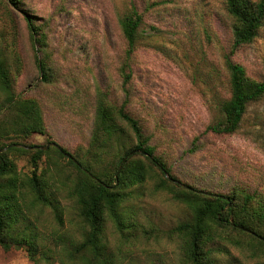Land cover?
Wrapping results in <instances>:
<instances>
[{
	"label": "rangeland",
	"instance_id": "374dc122",
	"mask_svg": "<svg viewBox=\"0 0 264 264\" xmlns=\"http://www.w3.org/2000/svg\"><path fill=\"white\" fill-rule=\"evenodd\" d=\"M19 1L16 6L0 0V46L12 90L34 98L41 108L46 132L30 134V145L54 141L70 151L86 149L101 93L114 104L127 99L126 108L140 120L156 153L182 181L223 193L237 185L264 193V98L248 107L236 132L207 128L218 114L219 101L228 96L224 58L231 47V18L222 0ZM132 3L143 20L128 54L119 20ZM24 10L45 35L41 50L30 42ZM39 58L50 65V81L42 80ZM232 58L249 76L264 77V25ZM8 156L20 172L33 169L30 155L11 151ZM57 162L61 171L46 156L38 162V171H46L63 207L62 226L50 208L36 214L43 248L53 246L59 235L65 238L67 231L79 235L71 225L73 202L65 194V177L74 170L65 159ZM131 194L128 205H133L134 220L145 228L164 231L189 215L169 193L154 190L150 180ZM132 235L120 244L112 224H106L110 249L128 251L122 264H181L176 240L139 230ZM226 247L229 253L220 255L222 264L264 261V255L251 258L236 246ZM0 264L34 263L23 249L0 247Z\"/></svg>",
	"mask_w": 264,
	"mask_h": 264
},
{
	"label": "trees",
	"instance_id": "16d2710c",
	"mask_svg": "<svg viewBox=\"0 0 264 264\" xmlns=\"http://www.w3.org/2000/svg\"><path fill=\"white\" fill-rule=\"evenodd\" d=\"M10 1L16 6L20 3L19 0ZM222 1L231 18V47L224 58L228 96L219 101L218 114L207 128L215 133L232 134L240 127L248 107L264 98V77L249 76L245 67L232 58L237 49L255 39L264 25V0ZM24 12L30 42L41 50L46 45L45 35L30 19L28 11ZM142 20V14L133 3L119 20L128 54L134 49ZM37 66L42 80L50 81L52 73L46 60L37 59ZM0 92V149L8 144L31 146L29 149L10 146L0 151V247L3 250L23 249L34 264L55 261L122 264L126 257L123 253L128 251L117 249L116 253L110 249L105 236L106 224L110 222L121 239L120 244L133 236V230L176 240L181 264H222L220 255L229 253L228 244L251 258L264 255L262 190L237 185L223 193L182 181L156 153L140 120L126 108L127 99L114 104L101 93L97 95L86 149L70 151L57 143L59 149L49 146L47 150H40L26 139L32 133L46 132L41 108L34 98L17 96L12 90L1 46ZM11 151L30 155L33 169L20 172L8 156ZM43 156L56 170L61 171L57 158L65 159L74 170L65 177V194L73 202L75 221L71 225L79 234L77 237L67 231L65 238L59 235L53 246L46 248L38 244L36 214L50 208L55 222L62 226L63 207L46 178V171H38V162ZM148 180L153 182L154 190L166 191L186 206L189 215L164 231L138 224L131 210L133 205L129 206L128 202L132 199L131 191ZM256 264H264V261Z\"/></svg>",
	"mask_w": 264,
	"mask_h": 264
},
{
	"label": "water",
	"instance_id": "95a60500",
	"mask_svg": "<svg viewBox=\"0 0 264 264\" xmlns=\"http://www.w3.org/2000/svg\"><path fill=\"white\" fill-rule=\"evenodd\" d=\"M10 146H19V147H23V148H25V149H29V148H31V146H24V145H21V144H8V145H6L5 147L1 148L0 151H3V150H5V149L9 148ZM49 146H54V147H56V148L59 149V146H58L57 143H55V142H49V143H47L46 145H43V146H40V145H34L33 147H34V148H38V149H40V150H46ZM64 154H65V152H64ZM73 161H74L75 163H77V161H76L75 159H73ZM120 167H121V165H119L118 170H117V173H118ZM84 170H85V169H84ZM85 171H86L87 173H89L87 170H85ZM117 173H116V176H117ZM90 175H91V174H90ZM166 175H167V174H166ZM91 176H92V175H91ZM92 177H93V176H92Z\"/></svg>",
	"mask_w": 264,
	"mask_h": 264
}]
</instances>
